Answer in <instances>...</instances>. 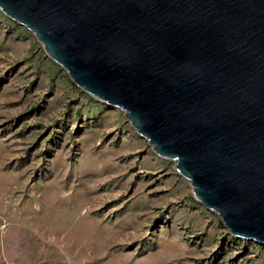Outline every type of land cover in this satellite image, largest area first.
I'll list each match as a JSON object with an SVG mask.
<instances>
[{"label":"rangeland","instance_id":"obj_1","mask_svg":"<svg viewBox=\"0 0 264 264\" xmlns=\"http://www.w3.org/2000/svg\"><path fill=\"white\" fill-rule=\"evenodd\" d=\"M0 264H264V244L0 11Z\"/></svg>","mask_w":264,"mask_h":264},{"label":"water","instance_id":"obj_2","mask_svg":"<svg viewBox=\"0 0 264 264\" xmlns=\"http://www.w3.org/2000/svg\"><path fill=\"white\" fill-rule=\"evenodd\" d=\"M230 233L264 244V0H0Z\"/></svg>","mask_w":264,"mask_h":264}]
</instances>
